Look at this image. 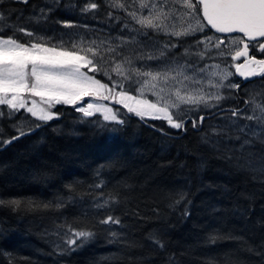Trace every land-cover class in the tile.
<instances>
[{
	"label": "trees",
	"instance_id": "trees-1",
	"mask_svg": "<svg viewBox=\"0 0 264 264\" xmlns=\"http://www.w3.org/2000/svg\"><path fill=\"white\" fill-rule=\"evenodd\" d=\"M58 1L45 11V0H0L7 17L0 34L32 41L12 25L53 37L67 21L97 18L103 8L101 0L87 12V0ZM115 107L125 123L113 132L65 104L48 122L23 110L0 118V140L17 135L12 125L21 119L30 123L24 131L40 125L0 150V200L20 202L0 205V264H264V146L242 153L234 139L211 134L205 125L216 111L181 132ZM110 196L118 202L96 207ZM108 215L121 224H100ZM61 225L94 235L65 250Z\"/></svg>",
	"mask_w": 264,
	"mask_h": 264
},
{
	"label": "snow or ice",
	"instance_id": "snow-or-ice-1",
	"mask_svg": "<svg viewBox=\"0 0 264 264\" xmlns=\"http://www.w3.org/2000/svg\"><path fill=\"white\" fill-rule=\"evenodd\" d=\"M99 6L93 0H88L81 11L96 10ZM108 6L125 13L123 18L114 16L112 11L108 15L122 23L131 39L121 35L99 42L81 39L69 48L49 47L42 39L35 42L34 33L26 28L7 25L8 29L33 37V41L21 43L12 36L0 34V106L5 109L0 111V116L12 117L23 109L31 117L48 122L57 118V113L52 111L56 105L76 106L88 97L113 101L141 120L145 117L163 120L170 128L183 132L186 131L187 122L195 129L205 120L200 115L189 121L190 113L219 108L222 101L231 97V90H239L240 84L232 82L231 77L236 74L245 80L264 77V59L250 55L252 49L264 54V0H195V3L193 0H110ZM6 19L0 13V29L5 27ZM205 28L215 30V33L229 34L227 45L220 37L204 34L202 39H195L193 44L184 47L179 56L172 51L177 48L172 38H177L183 47L184 38L203 34ZM150 32L167 37L166 42L153 45V51H146V46L140 47L134 57L123 54L129 45L139 46L137 36L147 38ZM214 56L225 59L220 63H208ZM228 58L231 64L227 63ZM241 58L243 62L237 63ZM135 61L142 63L137 67ZM148 61L157 62L156 67L149 66ZM221 64H226L227 68L220 70ZM232 67L234 72L227 70ZM97 74L107 77L109 83L96 79ZM125 84L128 85L127 89ZM145 90L152 92L155 99H147ZM224 90L229 91V96L224 95ZM131 91L138 95H132ZM75 110L83 117L99 114L105 122L115 125L125 123L120 119L118 110L108 104L88 102ZM228 111L229 115L224 117L227 121L225 127L213 128V134L240 141L242 152L255 143L264 146V94L250 96L245 101V109L232 108ZM241 120L252 123L241 124ZM12 127L18 134L10 140H0V146L27 134L22 124H13ZM228 129L238 134L230 136ZM117 130L115 127L111 129ZM259 171L264 174V166ZM180 198L183 199V194ZM113 202H118V199L110 196L103 204L97 203L96 207L104 208ZM2 204L20 206V202L15 200H0ZM99 223L120 225L121 220L108 215ZM61 227L66 229L65 250L82 246L94 235L90 230H77L71 225ZM110 235L113 240L119 236L116 232ZM148 239L157 247H164L152 234ZM215 239L210 237V242H215Z\"/></svg>",
	"mask_w": 264,
	"mask_h": 264
},
{
	"label": "rangeland",
	"instance_id": "rangeland-1",
	"mask_svg": "<svg viewBox=\"0 0 264 264\" xmlns=\"http://www.w3.org/2000/svg\"><path fill=\"white\" fill-rule=\"evenodd\" d=\"M101 1H102L103 8L101 9L100 16H98L97 18L96 17H94L93 19L83 18V19L79 20L78 22L67 21V23L63 24V27L57 33H55V35L53 37L34 36L35 42H41V39H42L43 42L47 43L49 47L69 48V46L71 44L79 43L81 39L85 42L93 41V40L99 42L100 40H107V39H111V38L118 37L121 35H123L126 39H131V37L128 35L127 31L123 28L122 23L120 21L113 20L108 15L109 11H112L114 16L118 15V16L123 18L125 16V13L122 10L111 9L108 6L110 3V0H101ZM87 2H88V0H87ZM193 2L195 3V0H193ZM59 4H60V2L58 0H45L43 10L47 11L51 8H54L55 6H59ZM73 8H75L74 4L73 5H67V4L64 5L65 10H73ZM68 25H71V26H68ZM204 34H206L208 36H213L214 38L220 37L222 39H225V37L219 36L213 30H210L209 28H205L203 34L197 33L195 37L184 38V46L183 47L180 46V42L177 38H172L173 42L177 43V48L173 49L172 51L175 52L177 56H179V54L183 52L184 47L186 45L193 44L195 39H198V38L202 39ZM136 40L139 42V46L137 44L129 45L123 51V54L125 56L134 57L139 52L140 47H145V46H146L145 47L146 51H153L152 46L153 45L159 46V45L164 44L167 40V37L163 36L162 34L153 35L150 32L149 36L147 38L142 37V36H137ZM32 41H33V39H32ZM227 43H228V38L225 41V45H227ZM192 50L195 51V49H192ZM213 52H215V50H213ZM222 59H225V58L214 56L213 60H209L207 62L210 64L211 63H220ZM236 62L242 63L243 58H241L240 61H236ZM141 63L142 62H140V61H135V66L139 67L141 65ZM147 63L152 68H155L157 65V62H154V61H148ZM227 63L228 64L232 63L230 58L227 59ZM105 67L108 68L109 66L106 64ZM226 68H227L226 64H221L220 70H225ZM84 70L87 71V69H84ZM109 70H110V68H109ZM227 70H231L233 72L235 71L234 67L228 68ZM89 74L91 75L92 73H89ZM102 77L107 81V83H109V80L107 79V77H104V76H102ZM113 77L116 78L115 74H113ZM230 79L232 82L240 84V88H239V90H231V97L225 101H222L221 106L219 108L205 109L203 111H193L192 113L189 114V116L192 117V116H196V115L197 116L204 115L203 113H205L207 111H216L213 113V115L211 117V118H213V117L214 118L209 120L205 125V127L209 128L211 134L213 133L212 132L213 128L220 129V128L225 127L227 121L225 120L224 117L229 115V111H228L229 109H232V108L245 109V101L248 100L250 96L257 95V94H264V77H259V78L255 79L254 81H250V82H243L241 79L237 78L236 75H234ZM109 86L111 87V85H109ZM127 87H128V85L125 84L126 89H127ZM117 91H119V89H117ZM131 94L132 95H138V93L135 91H131ZM144 95L149 100L155 99L154 96L152 95V92H150V91L145 90ZM224 95L229 96V91L224 90ZM239 99H241L240 103L237 105H234V102L239 100ZM88 102H99V103L108 104L109 106L113 107L114 110L119 109V108L116 109L115 106L123 107L122 105H115L114 106V105L109 104L108 101H98V100H94L93 98H88V97H86L85 100L81 102V104L76 105L75 107L86 105ZM182 107H185V106H182ZM3 110H5L4 106H0V111H3ZM119 110H118V114H121L120 113L121 110L120 111ZM23 112L25 114H28L31 117V115L29 113H27L25 110H23ZM247 114H251V113L248 112ZM15 115L16 114H14L11 118H13ZM2 117L3 116H0V118H2ZM87 118H91L92 124H94L96 127H102L101 125H107V128H109L110 130L113 127H115V128L118 127V125H115L111 122L103 121L102 117L99 116V114L97 116L87 117ZM145 118L155 120V119H152L150 117H145ZM31 119L37 123L41 122V121H39L33 117H31ZM240 123L244 124V123H252V122L241 120ZM14 124H22L23 129H25L26 127H28V125L30 123L28 120L21 119V120L15 122ZM102 128H104V127H102ZM14 130H16V129H14ZM230 131L234 132V136L238 134L235 131H233L232 129H228V132H230ZM224 141H228V139L224 138ZM234 142H236L235 143V144H237L236 146H238V148L240 149V141L234 140ZM245 151H246V149L242 153H245ZM262 155L264 158V154H262Z\"/></svg>",
	"mask_w": 264,
	"mask_h": 264
},
{
	"label": "water",
	"instance_id": "water-1",
	"mask_svg": "<svg viewBox=\"0 0 264 264\" xmlns=\"http://www.w3.org/2000/svg\"><path fill=\"white\" fill-rule=\"evenodd\" d=\"M214 32H215V30H213ZM217 34H219V33H217ZM219 35H229V34H219ZM236 77L237 78H239V79H241L243 82H250V81H252V80H254L256 77H252V78H249L248 80H245L244 78H242V77H240L238 74H236ZM108 103L109 104H111V105H120V104H118V103H115V102H113V101H108ZM38 129V127H36V128H32L31 130L32 131H28V130H25V132L27 133V134H30V133H33L34 131H36ZM26 134V135H27ZM16 136V135H15ZM10 140V139H9ZM14 142V141H13ZM7 145H9V144H7ZM7 145H2V146H0V150L1 149H3V148H5Z\"/></svg>",
	"mask_w": 264,
	"mask_h": 264
},
{
	"label": "flooded vegetation",
	"instance_id": "flooded-vegetation-1",
	"mask_svg": "<svg viewBox=\"0 0 264 264\" xmlns=\"http://www.w3.org/2000/svg\"><path fill=\"white\" fill-rule=\"evenodd\" d=\"M236 35H238V34H233V36H236ZM223 37H225L224 40L226 41L227 38H228V35L227 36H223ZM252 54H255L257 56V59H264V54H258V53H256V51L254 49H252L250 51V55H252Z\"/></svg>",
	"mask_w": 264,
	"mask_h": 264
}]
</instances>
